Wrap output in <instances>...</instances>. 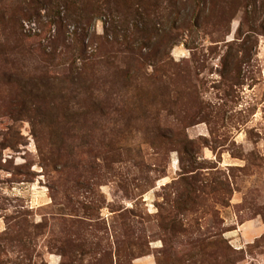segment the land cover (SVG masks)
<instances>
[{
  "label": "rangeland",
  "instance_id": "rangeland-1",
  "mask_svg": "<svg viewBox=\"0 0 264 264\" xmlns=\"http://www.w3.org/2000/svg\"><path fill=\"white\" fill-rule=\"evenodd\" d=\"M105 1L0 0V264H264V0Z\"/></svg>",
  "mask_w": 264,
  "mask_h": 264
},
{
  "label": "trees",
  "instance_id": "trees-1",
  "mask_svg": "<svg viewBox=\"0 0 264 264\" xmlns=\"http://www.w3.org/2000/svg\"><path fill=\"white\" fill-rule=\"evenodd\" d=\"M59 1H61V0H31V3L30 4L33 5V6H36V7L33 8L34 9V14L36 15V19H37V17L39 18V16L41 18V15H40L39 11H37V8H39V7H41V8L44 7V10H47V11L49 10V11H52V12H53V10L56 7V12L54 10V14L57 13L58 15H60L59 14L60 13V11H59ZM105 2L108 4L109 7L111 6L112 3H115L116 4V2L114 0H107ZM140 3H142L144 6H146V4L144 3V0H140L139 4ZM30 4H28V5H30ZM43 5H45V6H43ZM31 9H32V7H31ZM52 15H53L52 13H49L48 16L50 17ZM51 18H52V20H54V23H55L56 19L53 18V17H51ZM13 36L15 37L14 39L16 40V43H18L19 41H22L20 39V37L16 33H14ZM11 37L12 36H10V35L9 36H5V39L7 41H9V39H11ZM45 39L48 40L51 43H54L55 42L54 37H51V36L48 37V38H45ZM38 44L39 45H42L41 44V41ZM17 47H18V45L16 44L14 46V48H17ZM71 71L73 73L72 74V77H71V75H69V76H67V78L71 77V79L69 80V82H71L72 84H74L75 89L83 88V90H89L91 88V85H88V82L90 81V79L86 75H83V71H75L74 69H72ZM74 73L77 74V75L75 76ZM63 80L65 81V79H63Z\"/></svg>",
  "mask_w": 264,
  "mask_h": 264
},
{
  "label": "crops",
  "instance_id": "crops-1",
  "mask_svg": "<svg viewBox=\"0 0 264 264\" xmlns=\"http://www.w3.org/2000/svg\"><path fill=\"white\" fill-rule=\"evenodd\" d=\"M238 230H240L241 233L233 235L234 240L249 243L253 237H258L264 233V220L257 218L249 223L246 222L239 226ZM140 261L141 262H137L136 264H153L150 260L141 259Z\"/></svg>",
  "mask_w": 264,
  "mask_h": 264
}]
</instances>
